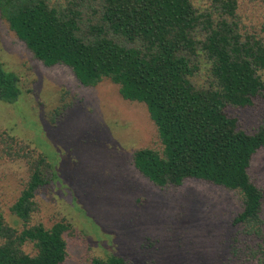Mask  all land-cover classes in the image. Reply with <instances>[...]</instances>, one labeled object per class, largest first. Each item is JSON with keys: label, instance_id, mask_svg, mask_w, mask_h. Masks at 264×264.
<instances>
[{"label": "trees", "instance_id": "1", "mask_svg": "<svg viewBox=\"0 0 264 264\" xmlns=\"http://www.w3.org/2000/svg\"><path fill=\"white\" fill-rule=\"evenodd\" d=\"M238 8V0H212L206 9L194 0H0V17L45 66H67L85 87L110 80L125 100L147 106L163 145L134 154L148 181L166 189L197 180L234 191L243 203L235 224L260 236L264 194L249 171L264 148V120L247 133L228 108L264 98V40L242 33ZM20 95L18 75L0 62V100L14 104ZM29 165L11 207L24 229L9 225L0 206V264H63L71 226H28L53 167L43 155ZM93 264L128 263L110 256Z\"/></svg>", "mask_w": 264, "mask_h": 264}, {"label": "rangeland", "instance_id": "2", "mask_svg": "<svg viewBox=\"0 0 264 264\" xmlns=\"http://www.w3.org/2000/svg\"><path fill=\"white\" fill-rule=\"evenodd\" d=\"M194 3L206 9L212 0ZM238 5L242 33L264 40V0ZM0 62L21 89L16 103L0 100V206L9 225L25 227L11 207L29 181V159L43 155L55 176L37 191L28 226H71L63 264L110 256L128 264H263L264 199L257 236L234 222L243 211L236 192L197 180L160 189L135 168L136 151L163 150L144 103L125 100L110 80L85 87L67 66H45L1 17ZM228 114L254 133L264 98ZM249 172L264 194V148ZM24 250L36 253L32 245Z\"/></svg>", "mask_w": 264, "mask_h": 264}]
</instances>
